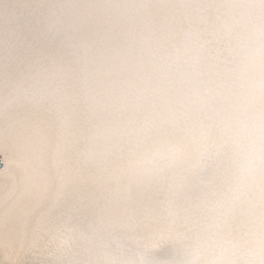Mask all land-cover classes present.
I'll return each instance as SVG.
<instances>
[{
    "label": "bare ground",
    "instance_id": "6f19581e",
    "mask_svg": "<svg viewBox=\"0 0 264 264\" xmlns=\"http://www.w3.org/2000/svg\"><path fill=\"white\" fill-rule=\"evenodd\" d=\"M184 2L7 0L0 7V46H5L0 67L1 60L6 62L0 70V77L6 79L0 84V95L6 102L13 82L29 75L12 94V103H6L0 112L4 116L0 118L3 132L7 133L9 123L4 125L5 118L26 121L36 101L56 87L61 70L58 65L48 64L47 58L72 51L81 69L77 91L82 126L93 110L103 107L135 119L154 108L199 103L222 111L236 129L229 163H209L191 175L179 191L169 182L153 185L146 195L156 209L154 217L112 220L127 239L121 242L123 247L108 241L97 243L99 264H208L212 253L207 247V229L215 214L225 169L230 167L233 182L240 183L249 161L261 148V132L253 129L245 88L264 65L258 10L252 15L242 7L247 0H213L216 5L203 11L184 7ZM193 17L202 20L191 30L207 29L220 43V55L197 63L198 44L183 34L161 44L173 18L187 22ZM183 26L189 31L187 23ZM14 143L0 142V153L11 159L10 178H0V264L15 262L10 242L18 234H23L26 243L46 246L40 255L27 258L28 264L61 254L72 255L76 264H82L80 254H86L96 224L68 214L63 205L43 203L37 190L39 178L30 171L19 145ZM32 201L35 205L27 212ZM173 208L179 210L178 215ZM25 213V220H17ZM58 228L74 230L63 233ZM258 228V218L239 217L234 222L233 236L246 239ZM169 230L178 237L169 240L174 243L173 249L153 251L156 239ZM98 232L100 229L96 232L99 236ZM139 238L145 244L132 246L131 241Z\"/></svg>",
    "mask_w": 264,
    "mask_h": 264
},
{
    "label": "snow or ice",
    "instance_id": "6c2138e0",
    "mask_svg": "<svg viewBox=\"0 0 264 264\" xmlns=\"http://www.w3.org/2000/svg\"><path fill=\"white\" fill-rule=\"evenodd\" d=\"M215 5L213 0H185L182 6L203 11ZM241 6L252 15L258 10L264 38V0H247ZM201 20L193 17L185 22L173 18L161 44L183 34L198 44L197 63L220 55V43L207 29L191 30ZM185 23L189 31H185ZM47 60L60 67L56 87L36 101L26 121L10 117L7 128L9 140L19 145L30 171L39 178L38 195L46 205H63L68 214L93 222L109 214L137 219L154 217L156 209L146 195L153 185L169 182L179 191L191 175L209 163L231 161L236 129L222 111L210 104L154 108L135 119L103 107L93 110L82 126L77 91L81 69L76 52L54 54ZM261 75L264 78V65ZM28 78L26 75L13 82L7 102L0 95V112L6 103H12V94ZM261 101L264 105V94ZM260 132V151L249 161L243 181L234 183L230 167L225 169L215 214L207 229V247L212 253L208 264H264V109ZM172 210L179 214L178 209ZM239 217L259 220V228L246 239L233 236L234 222ZM72 230L57 229L63 233ZM177 238L169 230L156 239L155 247L163 248ZM10 243L15 264H24L27 258L46 250V246L24 242L23 234Z\"/></svg>",
    "mask_w": 264,
    "mask_h": 264
},
{
    "label": "clouds",
    "instance_id": "9594fccd",
    "mask_svg": "<svg viewBox=\"0 0 264 264\" xmlns=\"http://www.w3.org/2000/svg\"><path fill=\"white\" fill-rule=\"evenodd\" d=\"M245 88L249 95V110L253 120V129L260 131L261 112L264 109L261 101L262 94H264V78H262L260 69L257 70L251 82L245 85Z\"/></svg>",
    "mask_w": 264,
    "mask_h": 264
}]
</instances>
